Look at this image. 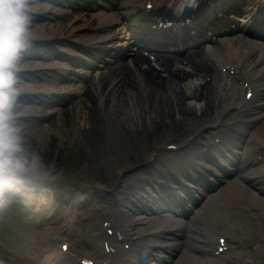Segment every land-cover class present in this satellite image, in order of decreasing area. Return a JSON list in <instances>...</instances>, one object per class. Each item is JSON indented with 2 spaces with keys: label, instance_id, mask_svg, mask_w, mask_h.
I'll return each mask as SVG.
<instances>
[{
  "label": "bare ground",
  "instance_id": "6f19581e",
  "mask_svg": "<svg viewBox=\"0 0 264 264\" xmlns=\"http://www.w3.org/2000/svg\"><path fill=\"white\" fill-rule=\"evenodd\" d=\"M132 1H137L138 2V3H136L134 5V7H135L134 12L136 10L138 11V10H141L143 8L142 4H141V1H144V0H132ZM164 1H166L169 4L177 2V1H173V0H164ZM222 1L223 0H214L213 4H211V5L214 8H217L218 6L220 7L223 4V3H221ZM37 7H38V5L36 4L35 7H34V11L36 13H42L43 11L47 10L46 7H44V6L39 7V8H37ZM134 18L136 19V16H134ZM112 21H114L113 18L104 19V20H100L98 23L96 22V25H101V24H104L106 22H112ZM73 22H74V20L73 21L72 20H68L67 22L65 21L63 23L62 22L61 23H53V24H51V23H47V24L42 23V25L36 24L35 25V29H34V36L35 37H43V36L50 37V36H53V35H56V36L64 35V33H66L67 35L71 36L75 32L74 29L80 28L79 25H76V23L73 24ZM84 24L86 26H90L89 23L84 22L83 25ZM178 25H179V23H178ZM185 26L187 27L188 24L187 25L186 24L180 25V27H182V28H184ZM92 27H94V26L92 25ZM141 27L144 28L143 25ZM220 44L222 46L221 48H223L224 51H226V54H228V59H227L228 63L231 62L232 64H235L236 66H239V69L247 70L249 68V66H251V64L254 65V64H259L261 61L264 62V47L262 45L258 46V44H256V43H252L251 41H246V40H241V39L239 41H231L229 39V41H223ZM256 49H259V50L256 51ZM214 55H215L214 53L213 54L210 53L209 57L206 58L205 55H204V51L201 50V49H197L196 51L188 50L186 52V54L184 55L185 56L184 60H186V65L188 67H190L191 69H189V70L185 69L184 72H183V75L186 72H189V71L195 72L197 75L199 73H201V72L205 73V75H210V73H213V71H216L217 68H218V65H217L218 62H217V60L215 58H213ZM158 57H160L161 65L163 67H165V69H166L165 71L168 72V76H167L168 78H163L161 80L160 78L157 77V73H155L154 70L152 68H150V67L145 73L140 72V70H138V72L136 73V75L138 77L137 78L138 81L136 82V85H134V86H136V88L139 89V90L137 91V90L131 89L130 87H127V86L120 87V85H118L117 88L118 87L121 88L122 91H120V95L123 98L118 100V101H116L117 105L121 104L122 107L123 108L126 107V109L129 108L130 106L132 108V106H133V110L136 111L135 114H138L139 111H141L140 109H144L142 107H145L146 105L149 106L151 103L153 104L152 101H154L155 99H154V97H151V96L155 95L158 92H162L163 93L166 90V88L164 86V82L165 81L171 80L173 82V87H175L177 89L180 88L179 86H181V87L182 86H189L188 83H183V85H182V82H181L182 81V77L178 76L173 71L172 67L170 66V59H171L170 56L161 55V56H158ZM137 58L142 59L141 56H139V55L135 56V59H137ZM178 59H180L179 56L174 58L173 60H178ZM202 59H205L206 61H203ZM210 60H211V62H210ZM115 73L116 72L112 73V72L108 71L105 74L104 78H107L108 76L112 77V76L115 75ZM218 75H220V74H218ZM189 78H193V75L191 73L187 76L186 80L189 79ZM128 79H130V82H135L136 81V80L131 79L130 76H128ZM198 80H199L198 86L200 87V84L202 83V77H199ZM121 82L122 81H118L117 83L121 84ZM121 86H122V84H121ZM30 87L31 86H28V85L25 86V87H20L21 88L20 92L33 90V88H30ZM146 89H147V91H146ZM68 91H70L69 88L66 91V96L69 95ZM199 92H200V95H199L200 99H201V101H203L202 105H201V110L214 107L212 105L211 101L209 100L212 91L208 90L207 88H203L202 87V88L199 89ZM93 94L94 93H93L92 89L91 88L90 89L87 88L85 93H84V98L83 99L92 100ZM146 94L148 96H146ZM173 97H174V94L172 92L167 93V95L165 97L166 98V102H170V100L174 99ZM177 97H178L177 101H180V99L182 100V98H184L183 95L181 94V92L177 93ZM76 103H77L76 104L77 106H71L70 110L67 107V109H63L62 111L61 110L58 111V114H59L58 118L61 119V120H59L60 122H62V121L65 122L64 119H66V117L71 116V113L74 112L73 107L76 108V112L78 111V105H81L82 102L77 100ZM190 105L195 107L193 101H191ZM88 108H89L88 111L87 112L85 111V113L83 115L85 117V119H87V120H83V121H88L86 123V125L84 127H82L84 129L83 132H85V130L89 128V125L94 126V125L99 124L97 122L99 113L95 112L93 107H88ZM186 110L189 111L190 109L187 108ZM69 111L71 113H69ZM129 111H127V113H129ZM73 114H75V113H73ZM172 123H173L174 127L176 128L177 127V119L172 121ZM78 127L79 126H77L76 128H78ZM79 131H81V130H79ZM83 132H81V135L83 134ZM89 132L92 133V134L96 133V132L91 131V129H89ZM31 134H33L32 136H35L34 138L36 140V143H38V146L40 148H42L41 153H39L40 156H44L45 155L43 153V151L46 153L47 150L51 146L54 145V143H53L54 141H57L58 138L59 139L63 138V136L61 134L57 133L56 130H54V129H52L50 127V124H48V125H43L42 124L41 126L35 128L34 131L31 132ZM85 142L86 141H84V143ZM145 173L146 172L144 170L138 171V173L136 174V177L138 176V174H142L143 175ZM154 177L155 176L149 177L148 179L145 176L143 177V179L148 182V184H145L143 186V188H142L143 191L146 192V190L149 187H154L157 184V181H155ZM41 194L43 195V193H41ZM33 197L37 198L36 195H34ZM42 199L45 200L46 198L42 197ZM127 199H129V197ZM38 200H40V198ZM35 201H37V200L35 199Z\"/></svg>",
  "mask_w": 264,
  "mask_h": 264
},
{
  "label": "clouds",
  "instance_id": "9594fccd",
  "mask_svg": "<svg viewBox=\"0 0 264 264\" xmlns=\"http://www.w3.org/2000/svg\"><path fill=\"white\" fill-rule=\"evenodd\" d=\"M38 0H0V206L21 176L39 172V156L31 151L14 120L21 91L23 53L31 46Z\"/></svg>",
  "mask_w": 264,
  "mask_h": 264
},
{
  "label": "rangeland",
  "instance_id": "374dc122",
  "mask_svg": "<svg viewBox=\"0 0 264 264\" xmlns=\"http://www.w3.org/2000/svg\"><path fill=\"white\" fill-rule=\"evenodd\" d=\"M122 98L123 97H121V99ZM118 100H120V98H118ZM118 100H115V101H118ZM75 110H74V112H75ZM116 119L119 120L117 114H116ZM73 120L75 121V118H73ZM79 120H80V118H79ZM141 120H143V125L145 126L147 121L144 118H142V117H141ZM58 129H60V131L64 130V129L60 128V127H58L56 130H58ZM57 133H59V131ZM32 135L33 134L28 135V137L25 138L26 146L31 151L37 150L36 154H39V153H41L42 148H40L38 146V143H36V140L34 138L35 136H32ZM102 135L103 134L99 132L98 135L96 136L97 138L95 140L88 141V144L84 143L80 139L81 134H79L78 136H76V135L70 136L69 138H66L67 136L63 137L62 139L58 138L57 141L53 142L54 145L52 144L53 146H51L47 150L46 153L44 151H43V153L45 154L44 156L47 157V159H49L55 150L58 151V154L54 153V155H55L54 157L59 155V157L56 160V167L54 168L56 173H58V171H60V167H62V161L65 159V157L72 155L73 158H75V154H79L78 160H76L75 164H77L79 166L81 172H85V173L89 174L90 177H91L93 174H90V173L91 172L94 173L95 172V168L100 166L99 162L102 161L103 163H105V160L107 162H109L107 158L111 155L110 149L112 150V152H118L120 154V157H123V158H127L128 157L126 155L127 152L131 154V151H129V150H127L125 152L123 150L124 148L121 149V147H123L122 143L117 142V140L114 138L115 135H112V133L109 136H107V134H106L103 137ZM85 136L86 135L82 136V138L86 139ZM130 146L131 145H129V147ZM49 161L50 160H45V162L42 163V167H46L45 165L47 164V162L49 163ZM129 162H130V160H129ZM92 167H94V170L92 169ZM81 172L79 174L78 173H74V175L75 176L78 175V176L81 177L82 176Z\"/></svg>",
  "mask_w": 264,
  "mask_h": 264
},
{
  "label": "snow or ice",
  "instance_id": "6c2138e0",
  "mask_svg": "<svg viewBox=\"0 0 264 264\" xmlns=\"http://www.w3.org/2000/svg\"><path fill=\"white\" fill-rule=\"evenodd\" d=\"M189 6H195V0H190Z\"/></svg>",
  "mask_w": 264,
  "mask_h": 264
}]
</instances>
